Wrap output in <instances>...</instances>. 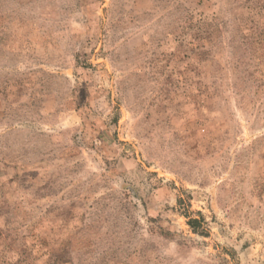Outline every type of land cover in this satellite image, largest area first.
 Instances as JSON below:
<instances>
[{"label":"rangeland","instance_id":"374dc122","mask_svg":"<svg viewBox=\"0 0 264 264\" xmlns=\"http://www.w3.org/2000/svg\"><path fill=\"white\" fill-rule=\"evenodd\" d=\"M0 264H264V0H0Z\"/></svg>","mask_w":264,"mask_h":264},{"label":"trees","instance_id":"16d2710c","mask_svg":"<svg viewBox=\"0 0 264 264\" xmlns=\"http://www.w3.org/2000/svg\"><path fill=\"white\" fill-rule=\"evenodd\" d=\"M189 223L196 228V223H200V220L198 219H190Z\"/></svg>","mask_w":264,"mask_h":264}]
</instances>
